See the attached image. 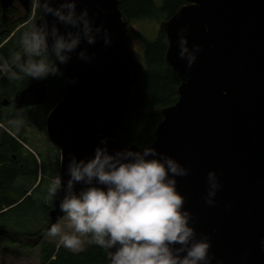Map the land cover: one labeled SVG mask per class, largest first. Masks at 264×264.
<instances>
[{
    "label": "water",
    "instance_id": "1",
    "mask_svg": "<svg viewBox=\"0 0 264 264\" xmlns=\"http://www.w3.org/2000/svg\"><path fill=\"white\" fill-rule=\"evenodd\" d=\"M11 1L1 0L4 9ZM186 1L162 25L172 39L166 62L178 73L181 85L177 103L162 110L164 119L151 147L191 169L190 176L180 178V190L188 197L187 207L199 217L198 231L212 234L216 255L225 264H240L245 254L248 264H263L243 231L235 232L232 240L243 249L221 247L216 236L220 230L234 231L264 217V0ZM119 3L79 0L80 8L97 13V23L108 28L113 44L106 47L101 40L89 47L96 53L92 64L74 58L66 68V75L79 77V84L66 86L64 98L47 119V136L60 150L65 167L70 154L91 156L101 131L111 138V149L122 147L114 133L126 119L143 65L127 43L130 33ZM181 28L188 29L189 46L203 48L191 69L179 58L175 44ZM46 98L45 86L30 85L21 92L20 103L33 107ZM213 170L223 189L217 205L209 207L204 195L207 174ZM60 215L54 199L45 232ZM255 232L259 242L257 227ZM260 234L264 237V232Z\"/></svg>",
    "mask_w": 264,
    "mask_h": 264
},
{
    "label": "clouds",
    "instance_id": "2",
    "mask_svg": "<svg viewBox=\"0 0 264 264\" xmlns=\"http://www.w3.org/2000/svg\"><path fill=\"white\" fill-rule=\"evenodd\" d=\"M30 3L33 17L39 12L40 19L30 21L20 34L17 50L8 58L0 56V74L9 81L28 78L40 84L59 78L65 86L78 85L79 77L66 75L67 66L74 58L92 64L96 53L89 47L101 40L111 47L108 28L97 23V13L80 8L79 0ZM187 31L180 29L175 44L179 58L191 69L203 48L189 46ZM170 39L166 34L163 43ZM22 118L21 110L9 124L18 126ZM110 140L101 131L91 156L70 154L66 167L62 158V171L46 185L48 198L57 200L62 215L45 236L59 237L58 245L72 251H80L86 237L88 244L106 253L108 264H225L213 251L212 234L198 231L199 217L187 207L188 197L180 190V178L190 176L191 169L153 147L111 149ZM206 185L204 201L215 207L223 189L215 170L208 172ZM226 207L231 210V203ZM259 247L264 251V237ZM240 264H248L247 254Z\"/></svg>",
    "mask_w": 264,
    "mask_h": 264
},
{
    "label": "trees",
    "instance_id": "3",
    "mask_svg": "<svg viewBox=\"0 0 264 264\" xmlns=\"http://www.w3.org/2000/svg\"><path fill=\"white\" fill-rule=\"evenodd\" d=\"M186 4V0H164V5L157 7L154 0H121L119 8L125 22L145 19L168 21ZM137 34L141 37L140 33ZM165 35L161 29L155 43L147 45L144 52L146 64L137 79L128 114L123 126L114 133V139L124 147H151L156 141V130L164 119L162 110L175 105L179 98L181 79L166 62L168 44L163 43ZM13 44L4 46L0 56L8 58L14 49ZM59 80L49 78L46 81L51 87L50 101L57 102L64 97V84ZM32 84L39 85L28 78L9 81L6 77L0 82V96H3L0 101L14 100L19 92ZM3 122L0 114V123L4 125ZM4 126L9 128L6 124ZM11 140L14 143H0V237L24 247L41 246V264H108L106 253L88 242L80 253L64 247L58 249L56 244L44 242V230L49 222L47 208L53 199L47 201L43 193L52 174L36 153L27 150L14 138ZM12 156L16 159L13 160ZM19 181L24 184L19 185ZM16 238L23 239L18 242Z\"/></svg>",
    "mask_w": 264,
    "mask_h": 264
},
{
    "label": "rangeland",
    "instance_id": "4",
    "mask_svg": "<svg viewBox=\"0 0 264 264\" xmlns=\"http://www.w3.org/2000/svg\"><path fill=\"white\" fill-rule=\"evenodd\" d=\"M154 2L157 5V7H162L164 5V0H154ZM126 23L128 24V33H130L128 34L130 38L127 41L128 45H130L131 47L130 50L134 54L135 59L139 63H142L145 66L146 64L145 56H144L145 49L148 44L155 43L158 37L159 31L161 30L162 25L166 23V21H161L158 19H145V20H134V21H131V23L129 22H126ZM137 33H140L141 37H139L140 35ZM135 86L136 84L132 88L131 98L135 90ZM7 109L8 108H5V111H4L5 113L7 112ZM11 110H12V120L16 119V114L18 111H14V109H11ZM47 116L48 115H47L46 109L44 107H38L37 109H34V110L25 111L23 113V118L19 121V123H23V124L28 123L30 125L31 129H27L28 131L27 135L29 136V140L32 141L31 143L32 145L29 144V146L32 147L33 149H37V152L34 150V152L36 153V156L40 159L41 162L49 166L50 173L53 175L60 171L61 154L48 141V138L46 135ZM121 127H119L117 130H119ZM25 147L28 149L30 148L27 145H25ZM29 150H31V148ZM41 180H42V177H40L39 183L41 182ZM18 184L23 185L24 183L22 181H19ZM43 194H44V197L47 199V201L52 200L48 198L46 190L44 191ZM36 197H37V194H36ZM49 206L50 207H48L47 209L50 214V211L53 208V202H52V205L49 204ZM66 224H67V220L63 222L62 227H64ZM48 225H49V222L47 223V226ZM22 239L23 238H16L18 242H20ZM43 240L44 242H50V243L56 244L57 247L58 246L63 247L62 245H58L59 237L51 238V237L45 236ZM82 240H83V244H82V248L80 251H72L69 249L68 250L72 252H76V253H80L84 251V249L87 246V238L82 237ZM60 247H58V249ZM41 249L42 247L39 245L35 247H30V246L24 247L22 246V244L14 243L6 238L0 237V264H5V257H7V264H41V260H40L41 259L40 258Z\"/></svg>",
    "mask_w": 264,
    "mask_h": 264
},
{
    "label": "flooded vegetation",
    "instance_id": "5",
    "mask_svg": "<svg viewBox=\"0 0 264 264\" xmlns=\"http://www.w3.org/2000/svg\"><path fill=\"white\" fill-rule=\"evenodd\" d=\"M39 19H40L39 12L36 13L35 17H33L30 0H12L9 7H7V9H4L2 2L0 0V50L4 46L9 45V43L11 42H14L13 51L17 50L19 47L18 41H19L20 34L29 26L30 21L36 22ZM5 78H6L5 75L0 74V82L3 81ZM59 81L62 83V85L64 84L62 79H60ZM32 85H35V84H32ZM37 86H45L47 89V98L44 101V103L40 105L33 106V107L32 106L25 107L21 105L20 95H21V92L25 88L21 92H19L20 94L17 93L18 95L14 100L10 101L8 99H2V101H0V114L2 115V118L4 121L3 123L4 125L6 124L9 127V128L5 127L6 130L0 129V143L2 145L3 143H14L13 140H11L13 138L16 141H18V143H27L28 145L27 144L26 145L28 147H30L29 144L32 143V141L29 140V136L27 135L28 134L27 129H31L28 123L26 124L18 123V126H15V127L9 124V121L12 120V110L11 109H14V111L22 110V112L24 113L25 111H28V110H34V109H37L38 107H44L47 111V115H49V113L54 109V107L60 101V100L57 102L50 101L51 87L48 84V82L45 81ZM63 87L66 93L65 84ZM2 97L3 96H0V99ZM51 102L53 103V106L49 107V105L52 104ZM5 108H8L6 113L4 112ZM7 130L10 132H12L11 130H14V133L12 132L14 136H12ZM9 135H11V137ZM46 135H47V120H46ZM30 148L33 149L32 147ZM26 149L29 150L28 148ZM34 150L37 151V149H34ZM12 159L15 160L16 158L12 156Z\"/></svg>",
    "mask_w": 264,
    "mask_h": 264
},
{
    "label": "bare ground",
    "instance_id": "6",
    "mask_svg": "<svg viewBox=\"0 0 264 264\" xmlns=\"http://www.w3.org/2000/svg\"><path fill=\"white\" fill-rule=\"evenodd\" d=\"M27 88V87H26ZM49 116V115H48ZM48 119V117H47ZM1 124V123H0ZM3 125V124H2ZM4 126V125H3ZM4 129L6 130L5 126H4ZM8 131V130H7ZM12 136H14L10 131H8ZM23 146H25L26 144L25 143H21ZM53 145V143H51ZM31 151L32 153L35 154V152L31 149L29 150ZM54 200V199H53ZM257 227V231L259 232V240L263 237H261V232L263 233L264 232V217H262V220L259 221V222H255L254 220L249 222V223H246L244 224L243 226H241L239 229H236L234 231H223V230H220L219 233H217V236H216V240L218 242V245H221V247H226V244H231V246L234 248V249H239V248H242L243 249V245H238L236 244L233 240L234 238V235H235V232H238V231H243V234H246V237H245V242L248 243L249 247L250 246H253V251H255L256 253H260L261 254V261L262 263L264 264V251H262L259 247V242H257L255 236H256V232H255V228ZM231 242V243H230ZM257 260V257L256 259Z\"/></svg>",
    "mask_w": 264,
    "mask_h": 264
}]
</instances>
